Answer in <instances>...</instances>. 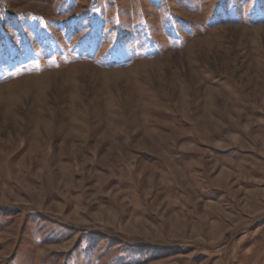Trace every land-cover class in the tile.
<instances>
[{
    "label": "rangeland",
    "instance_id": "1",
    "mask_svg": "<svg viewBox=\"0 0 264 264\" xmlns=\"http://www.w3.org/2000/svg\"><path fill=\"white\" fill-rule=\"evenodd\" d=\"M0 264H264V0H0Z\"/></svg>",
    "mask_w": 264,
    "mask_h": 264
}]
</instances>
